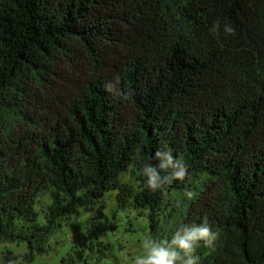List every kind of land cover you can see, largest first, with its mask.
Instances as JSON below:
<instances>
[{
    "label": "trees",
    "instance_id": "trees-1",
    "mask_svg": "<svg viewBox=\"0 0 264 264\" xmlns=\"http://www.w3.org/2000/svg\"><path fill=\"white\" fill-rule=\"evenodd\" d=\"M63 65L69 97L37 114ZM116 75L129 99L105 90ZM165 146L188 175L152 191L141 168ZM112 192L162 240L206 219L218 237L199 264H264V0H0V241L33 262ZM89 223L61 264L111 250Z\"/></svg>",
    "mask_w": 264,
    "mask_h": 264
},
{
    "label": "rangeland",
    "instance_id": "rangeland-1",
    "mask_svg": "<svg viewBox=\"0 0 264 264\" xmlns=\"http://www.w3.org/2000/svg\"><path fill=\"white\" fill-rule=\"evenodd\" d=\"M80 68L85 70V64H81ZM56 71L66 82L62 81L60 76H54L51 79L56 80V85H58L60 91L56 93L46 91L38 95L36 100L38 105L37 114H40L39 112L42 113L43 109H47L53 103H57V99L66 101L70 95L72 87L71 77L75 76L74 72H72L71 68L68 69L64 65ZM76 80H79L78 77ZM69 85L70 89H66V86ZM37 117L38 115H36ZM121 181L137 186V182L132 177L130 170L121 175ZM48 202L49 196L44 195L41 199V204L44 206ZM171 212L172 206L170 208L166 207L163 210V215H161L162 218L160 220L166 229L169 228V221L163 216H167ZM146 215L147 212L141 213L136 212V210L122 212L118 205L117 193H108L94 207L83 209L77 218L71 219L63 231L53 238L51 250L48 253L35 257L33 262L26 263L23 258L28 251L25 243L14 244L0 241V261H2L3 255L10 251L14 255L21 256L14 264H61L63 259L72 252L75 245L81 240L85 228L90 224L89 222L99 221L104 222L107 227L104 241L106 240L110 243L111 250L106 251V256L104 257L90 254L86 263L78 264H133L134 257L142 251L141 243L146 236H150L157 241L163 239L162 234L151 231Z\"/></svg>",
    "mask_w": 264,
    "mask_h": 264
},
{
    "label": "clouds",
    "instance_id": "clouds-1",
    "mask_svg": "<svg viewBox=\"0 0 264 264\" xmlns=\"http://www.w3.org/2000/svg\"><path fill=\"white\" fill-rule=\"evenodd\" d=\"M220 27V22L215 21L210 31L218 34ZM223 30L226 34L235 33L229 24H224ZM120 83V76L116 75L105 84V90L122 99H129L131 92H123ZM135 151L139 153L140 149ZM154 159L158 161L156 165L144 164L141 168L145 186L152 191L165 189L173 181H183L188 175L187 165L176 158L167 146L156 150ZM162 171H167V174L162 175ZM187 195L191 198L192 194L189 192ZM217 237L218 233L212 230L206 219L200 224H182L170 240L157 241L146 236L141 243L142 251L134 257L133 264H199V257L195 255L197 248L201 243L204 247H211Z\"/></svg>",
    "mask_w": 264,
    "mask_h": 264
}]
</instances>
